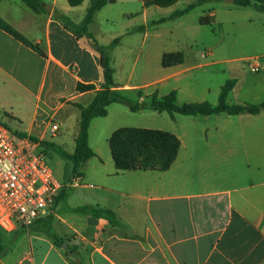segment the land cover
Returning <instances> with one entry per match:
<instances>
[{
	"label": "crops",
	"instance_id": "1",
	"mask_svg": "<svg viewBox=\"0 0 264 264\" xmlns=\"http://www.w3.org/2000/svg\"><path fill=\"white\" fill-rule=\"evenodd\" d=\"M41 1L45 9L41 13L22 0L0 1V16L45 53L41 56L0 29V109L19 122L21 128L16 126L15 132L7 126L16 135L22 129L24 137L39 143L58 138L73 155L81 120L77 105L88 107L103 89V71L99 53L85 38L78 39L67 30L56 15L63 13L80 23L91 0H82L79 6L69 0ZM153 1L108 4L95 14L96 19L106 23L119 19L120 27L103 38L106 34L94 32L96 22H92L89 32L102 46L120 38L111 55L116 91L159 98L177 92L179 101L183 76L193 68L186 63L185 52L157 51L155 55L147 42L158 34L149 27L170 17L182 3L161 7ZM46 6H51L50 12ZM197 8L203 13L199 24L206 15L209 26L217 24L222 31L228 17H244L229 22L238 27L233 35L242 40V46L232 53L222 51L230 54L227 59L199 65L217 67L221 74L222 82L214 92L218 101L222 87L234 80L230 104L263 103L264 12L257 6H237L231 0H210L194 10ZM172 53H183L184 59L165 67L163 57ZM134 54V65L141 62L143 68L140 82L132 71L128 78L120 75V68ZM253 65H258V72L251 70ZM79 83L95 88L81 92ZM185 91L190 96L196 92L191 85ZM120 106L111 104L102 118L108 127V144L116 130L125 128L118 123L134 114L133 120L142 118L145 125L129 128L166 131L180 139V152L172 167L165 172L118 171L110 145L108 154L102 153L97 141L92 145L99 118L93 119L89 145L96 156L82 165L93 162V177L80 173L74 184L62 183L56 210L48 214L54 225L19 226L12 231L0 227V240L11 246L0 254V264H264V110L259 115L202 116L207 125L185 127L179 126V117L151 110L135 113ZM53 124L59 126L57 132H52ZM64 195L66 203L61 205ZM79 195V203H72ZM83 207L113 211L118 221L77 211ZM12 236L14 242L9 241ZM73 252L78 261L70 257Z\"/></svg>",
	"mask_w": 264,
	"mask_h": 264
},
{
	"label": "trees",
	"instance_id": "2",
	"mask_svg": "<svg viewBox=\"0 0 264 264\" xmlns=\"http://www.w3.org/2000/svg\"><path fill=\"white\" fill-rule=\"evenodd\" d=\"M22 1L38 13L45 12L41 0ZM177 1L179 0H154L152 3L161 7H168ZM208 1L210 0H198L197 3L177 10L170 17L161 19L157 24L181 18ZM69 2L72 5L79 6L82 0H69ZM116 2L117 0H91L86 15L80 23H75L63 13L56 15L57 19L67 30L74 33L78 39L85 38L90 46L101 56L103 89L98 91L88 107L77 105L81 110L80 130L76 138V150L74 154L67 155L68 158L75 162L77 168L96 156L89 145V129L92 120L106 117L108 115V107L114 103L124 104L135 113L143 110L168 113L173 119L175 115L179 114L183 116H212L223 113L228 115H259L264 110V102L261 104H230L228 102V96L236 84L234 80L227 81L222 87L217 105H213L207 101L180 104L177 92H171L161 98L158 96H148L146 100L140 101L129 97L125 93L116 91L117 84L114 79L115 70L111 65V55L112 50L119 44L120 38L115 39L108 46H102L89 32V26L94 21L95 14L106 5L115 4ZM234 3L240 7L257 6L264 12V0H234ZM200 24L210 25L211 20L207 16L202 17ZM0 29L41 56H45L43 49L39 45L28 40L24 35L10 26L1 16ZM139 30H144V27H140ZM181 56L179 53L165 54L163 57V65L169 67L173 64L180 63L182 60L178 58H181ZM77 88L78 91L84 92L93 90L95 86L79 83ZM137 94L139 98L142 97L141 92ZM32 140L38 141L35 138H32ZM43 144L44 142H40V145ZM109 145L116 167L120 172L168 171L175 163L181 148L180 139L172 133L161 130L129 127L116 130L109 140ZM77 211L102 216L114 223L118 221L116 214L110 210L83 207L77 209Z\"/></svg>",
	"mask_w": 264,
	"mask_h": 264
},
{
	"label": "rangeland",
	"instance_id": "3",
	"mask_svg": "<svg viewBox=\"0 0 264 264\" xmlns=\"http://www.w3.org/2000/svg\"><path fill=\"white\" fill-rule=\"evenodd\" d=\"M182 1L184 0H179L176 2L182 3L179 9H184L187 6L198 2V0H186V2ZM202 15V8H197L196 10H194V12L192 11V13L186 15L185 17L168 21L166 23H161L157 26L149 27L151 32H154L155 30L158 32L157 35H152L147 42V46L155 49V55L157 51L161 53L183 51L185 52L186 63L188 64V66L193 67L186 74H184L183 79L181 81V86L183 89V91L180 93L179 98L181 104L202 102L203 100L210 103H217L218 94H214V92H216L218 85L220 84V82H222L221 74L216 72L217 67L199 68V65L206 64L209 62H218L223 59H227L226 55L228 54H223L222 51L232 53L235 52L233 51L234 49H239L238 47L242 46V40L239 39L238 36L235 38V36L233 35L234 29H238V27L233 28L232 25L229 24V22L234 20L242 21L244 17L235 16L234 19L233 17H228L229 19H225L227 21L225 30L222 31L220 30L217 24H212L211 26H200L199 21L197 20L198 17L200 18ZM83 16L85 17V12ZM205 16L206 15H204V17ZM94 22H96L95 26H93L94 32H96L97 34H100L101 31L104 32L106 35L103 34V38L105 36V38H108L112 34V32L118 29L121 25V21L119 19L112 18L109 22L106 23L105 20H99V18L96 19V16L94 18L93 23ZM179 54H181L182 56L178 59H181L183 61L184 54ZM134 56L135 54L131 55L129 63L123 65V67L120 68V75L122 77L128 78L132 71L134 73L133 78H139L138 82H140V79L142 78L143 74V68L141 62H139L137 65H134ZM228 56H230V54ZM190 85L193 90H196V92H194V94L191 96L188 94L187 91H185L186 87H189ZM208 89L211 92H208ZM128 96L136 100H146V97H144L143 94L140 98L138 97L137 93H133ZM120 105H122L120 107H123L125 111H129L128 106L124 104ZM129 115L130 118H124L118 124L124 127H135L136 125L134 124H139V126L145 125L143 123L145 122L144 119L140 118L139 121H135L133 119L137 116H135L134 114ZM164 115L169 114L165 113ZM175 117H179L180 119L179 126L183 125L185 127H188L208 124V122L206 121L207 116H198L197 118H195L179 114L175 115ZM0 121L5 126L10 127L13 131L16 130V126L17 128L20 127L19 122H16L14 119L7 116L2 109H0ZM105 122L106 120L99 118L98 123L95 124L92 133V145L95 146V141H97L102 149V153L104 154V152H106L108 154L109 144L108 138L106 137L108 127ZM181 122H183L184 124H181ZM210 123L211 122H209V124ZM21 132L22 129H19L18 136H26L25 133L23 134ZM70 150L72 151L73 149ZM37 152L43 153L46 166L51 170L54 178L58 182L64 183L66 181L69 183L71 182V184H74V178L77 174L81 173L89 178L93 177L94 175V172L90 170V167L92 168L93 162L89 165L79 166L77 168L75 162L67 157L68 153L70 152L68 146H62L59 143L58 138H48L46 141H44L43 145H40V148L37 150ZM91 182L95 183L94 181ZM66 191L67 193L68 191L69 193L72 192V190L68 189ZM66 197L67 196L65 195L63 196V201H61V205H65L67 199ZM79 198L80 199H78V197H75L72 203H79L82 196H80ZM47 217L48 218L44 220L41 219L37 221L33 225H54L53 217L49 218V215ZM21 235V233L17 235L16 239ZM9 239L10 242L15 241L14 236L9 237ZM10 248V243H6V241H4L3 239L0 240V254H2L5 249L9 250Z\"/></svg>",
	"mask_w": 264,
	"mask_h": 264
},
{
	"label": "built area",
	"instance_id": "4",
	"mask_svg": "<svg viewBox=\"0 0 264 264\" xmlns=\"http://www.w3.org/2000/svg\"><path fill=\"white\" fill-rule=\"evenodd\" d=\"M258 72V65L251 67ZM52 132L59 126L52 125ZM40 143L13 133L0 121V227L29 228L55 210L63 188L46 166Z\"/></svg>",
	"mask_w": 264,
	"mask_h": 264
},
{
	"label": "water",
	"instance_id": "5",
	"mask_svg": "<svg viewBox=\"0 0 264 264\" xmlns=\"http://www.w3.org/2000/svg\"><path fill=\"white\" fill-rule=\"evenodd\" d=\"M231 1H234V0H231ZM46 10H47L48 12H50V11H51V6H46ZM70 257H71L74 261H78V255H77L76 252H73V253L70 255Z\"/></svg>",
	"mask_w": 264,
	"mask_h": 264
}]
</instances>
